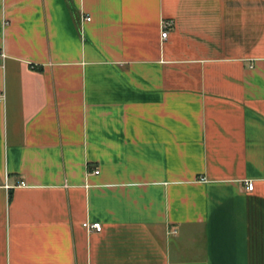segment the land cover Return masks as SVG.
I'll return each mask as SVG.
<instances>
[{"label": "crops", "instance_id": "1", "mask_svg": "<svg viewBox=\"0 0 264 264\" xmlns=\"http://www.w3.org/2000/svg\"><path fill=\"white\" fill-rule=\"evenodd\" d=\"M0 51V264H264V0H0Z\"/></svg>", "mask_w": 264, "mask_h": 264}, {"label": "built area", "instance_id": "2", "mask_svg": "<svg viewBox=\"0 0 264 264\" xmlns=\"http://www.w3.org/2000/svg\"><path fill=\"white\" fill-rule=\"evenodd\" d=\"M90 19V15H88V16H86L85 17V20L86 21H88ZM169 23L170 22H163V24H162V30H161V33H162V37H166L167 36V32H168V26H169ZM5 56V53H3L2 51H0V57H4ZM4 98H5V96H4V93L3 92H0V100H4ZM95 172H97V170H94ZM253 182L251 181H249V182H247L246 183V188L248 189V190H251L253 187ZM83 225L87 228V229H89V230H97V231H99V230H101V228H102V225H101V223L100 222H98V221H95V222H93V223H90V222H87V221H85V222H83ZM173 232H175V230H173Z\"/></svg>", "mask_w": 264, "mask_h": 264}]
</instances>
